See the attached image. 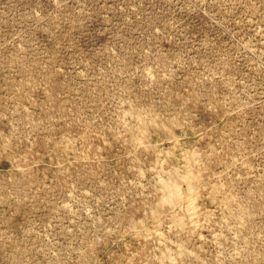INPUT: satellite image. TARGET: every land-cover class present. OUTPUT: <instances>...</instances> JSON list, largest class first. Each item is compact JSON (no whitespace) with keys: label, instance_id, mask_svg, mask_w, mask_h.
I'll use <instances>...</instances> for the list:
<instances>
[{"label":"rangeland","instance_id":"obj_1","mask_svg":"<svg viewBox=\"0 0 264 264\" xmlns=\"http://www.w3.org/2000/svg\"><path fill=\"white\" fill-rule=\"evenodd\" d=\"M0 264H264V0H0Z\"/></svg>","mask_w":264,"mask_h":264},{"label":"bare ground","instance_id":"obj_2","mask_svg":"<svg viewBox=\"0 0 264 264\" xmlns=\"http://www.w3.org/2000/svg\"><path fill=\"white\" fill-rule=\"evenodd\" d=\"M176 180H174V182H175ZM173 182V181H172ZM170 185V184H169ZM176 188V185H175V183H174V185H172V189H175ZM169 193L170 194H175V193H177V188H176V190H169ZM184 206V205H183Z\"/></svg>","mask_w":264,"mask_h":264}]
</instances>
